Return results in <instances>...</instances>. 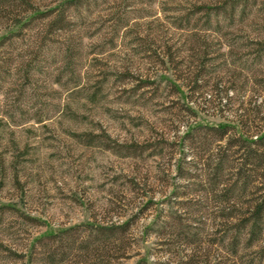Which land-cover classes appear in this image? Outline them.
Masks as SVG:
<instances>
[{
	"label": "rangeland",
	"instance_id": "obj_1",
	"mask_svg": "<svg viewBox=\"0 0 264 264\" xmlns=\"http://www.w3.org/2000/svg\"><path fill=\"white\" fill-rule=\"evenodd\" d=\"M250 130L264 0H0V264H264Z\"/></svg>",
	"mask_w": 264,
	"mask_h": 264
},
{
	"label": "trees",
	"instance_id": "obj_2",
	"mask_svg": "<svg viewBox=\"0 0 264 264\" xmlns=\"http://www.w3.org/2000/svg\"><path fill=\"white\" fill-rule=\"evenodd\" d=\"M204 87H206V85H203L202 88L200 87V91L202 96L196 97L200 98L203 97V102L204 103H210V102H214L215 98L218 97V104L221 106H227L228 105V100H226L225 102H223V100H225V95H218L220 89L219 87H212L209 88V90H206ZM191 91L194 93H198L199 90H196L195 88H191ZM200 93V92H199ZM226 95H227V91H226ZM209 96V97H208ZM193 100V99H191ZM196 101V100H195ZM253 109H249L247 111V113L249 114V120L251 121H255L257 118H259V113L262 112L261 109L259 110H254ZM244 111L245 109L243 108H236V112L238 111ZM247 110V109H246ZM251 114H254V116L251 117ZM239 116H241V114H239ZM217 131L219 132V135L217 136L218 139L222 140L226 137L227 132V128L226 126H223L221 129L216 128ZM258 130H250L249 132H247V134H249L250 136H245L244 134H241L237 139V143L239 148L244 149V152L241 154L243 155V163H242V169L245 170V173H247L248 175H251L253 173V171H257V168L259 167L258 165L260 163V165H263L264 168V130L260 133V135H257ZM256 136V138H254ZM229 144L227 145L226 148L230 147V144L233 145V140L232 138H228ZM263 142V143H262ZM236 144V143H235ZM228 195V194H227ZM224 200H229L228 196L225 195V199ZM249 216L246 219V223H248L251 227V230L255 228L256 224L259 223V221L262 219L263 217V212H264V196L261 200L257 201L256 204H253V206H251L249 208ZM112 226H100L99 228L101 229H108V228H112Z\"/></svg>",
	"mask_w": 264,
	"mask_h": 264
}]
</instances>
